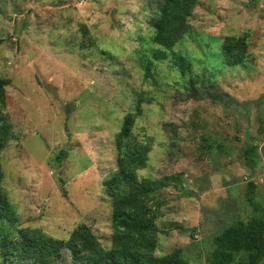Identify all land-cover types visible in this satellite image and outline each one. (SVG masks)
I'll list each match as a JSON object with an SVG mask.
<instances>
[{
    "label": "rangeland",
    "instance_id": "1",
    "mask_svg": "<svg viewBox=\"0 0 264 264\" xmlns=\"http://www.w3.org/2000/svg\"><path fill=\"white\" fill-rule=\"evenodd\" d=\"M158 3L0 0V76L9 82L5 113L13 128L0 150L8 244L22 228L67 240L85 225L111 246L105 182L118 169L124 118L138 108L132 136L152 140L139 179L176 181L162 191L157 256L179 250L187 264H212L216 236L264 216V0H199L174 47L192 75L211 78L236 104L192 99L189 77L153 58ZM242 35L248 57L228 67L222 42ZM253 143L260 157L252 167L244 153ZM251 183L259 210L247 199ZM0 264H11L1 248ZM60 264H71L68 254Z\"/></svg>",
    "mask_w": 264,
    "mask_h": 264
},
{
    "label": "trees",
    "instance_id": "2",
    "mask_svg": "<svg viewBox=\"0 0 264 264\" xmlns=\"http://www.w3.org/2000/svg\"><path fill=\"white\" fill-rule=\"evenodd\" d=\"M199 0H159L151 25L153 50L156 61L170 60L183 78L189 77L186 86L194 100L210 98L223 101L229 95L216 92L204 75H192V63L174 47L188 31V21ZM249 42L246 35L227 36L221 46L224 64L241 66L248 57ZM205 77V79H204ZM208 82V86L206 85ZM8 80L0 76V150L12 133V124L5 113V89ZM202 87V92L198 90ZM141 114L138 108L129 113L117 135L118 169L105 182L112 198L111 246L104 248L85 225L79 226L67 240L57 239L40 228L17 230L16 241L8 244L13 232L0 225V248L3 260L11 264H60L68 254L71 264H187L180 254L157 256L156 250L161 230L156 221L161 217V195L174 181V176L161 179H139L137 172L148 161L152 140L146 136L138 141L132 136L135 119ZM212 147V146H210ZM213 148V147H212ZM246 164L254 166L260 157L259 147L248 145L244 153ZM3 171L0 164V219L10 216L8 202L1 187ZM254 184L249 185L248 202L259 210L254 197ZM216 248L212 253V264H264V216H253L249 222L236 221L228 225L215 238ZM237 256H240L237 259Z\"/></svg>",
    "mask_w": 264,
    "mask_h": 264
}]
</instances>
